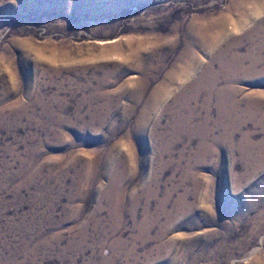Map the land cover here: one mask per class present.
<instances>
[{
  "label": "rangeland",
  "instance_id": "1",
  "mask_svg": "<svg viewBox=\"0 0 264 264\" xmlns=\"http://www.w3.org/2000/svg\"><path fill=\"white\" fill-rule=\"evenodd\" d=\"M0 264H264V0H0Z\"/></svg>",
  "mask_w": 264,
  "mask_h": 264
},
{
  "label": "bare ground",
  "instance_id": "2",
  "mask_svg": "<svg viewBox=\"0 0 264 264\" xmlns=\"http://www.w3.org/2000/svg\"><path fill=\"white\" fill-rule=\"evenodd\" d=\"M222 23V22H221Z\"/></svg>",
  "mask_w": 264,
  "mask_h": 264
}]
</instances>
